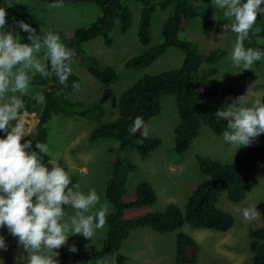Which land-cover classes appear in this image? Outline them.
<instances>
[{"label": "trees", "instance_id": "trees-1", "mask_svg": "<svg viewBox=\"0 0 264 264\" xmlns=\"http://www.w3.org/2000/svg\"><path fill=\"white\" fill-rule=\"evenodd\" d=\"M43 3L73 5L92 3L99 8L96 19L87 26L71 31L46 30L29 21L14 7L5 8L7 25L3 31L19 32L22 42L31 43L27 39L28 33L19 28V21H24L36 30L37 35L43 37L52 31L61 37V42L72 51L69 62L80 67L86 66V71L99 83L110 86L117 80L115 69L106 67L102 70L87 65L83 60V45L101 39L105 46H111V34L119 26V31L125 33L131 26V12L128 2H136L139 6V17L136 38L143 46V50L127 59L124 66L130 70H140L149 67L170 49H178L182 55V63L178 68L163 71L158 74H145L123 91L117 102L116 116L104 119L103 104L89 105L76 101L75 92L81 89V80L72 69L66 85H61L55 76L43 78L39 74L32 79V86L36 94L45 97L43 104H38L34 96L27 94L22 114L32 106L40 105L37 123L30 133L31 149L38 153L42 162L51 170L52 158L39 153L36 142L47 145L50 123L55 117L76 118L86 117L88 114L96 118L95 127L88 134L87 141L110 140L115 147L108 149L110 155V170L104 186V198L111 205L112 211L106 215V237L104 247L89 254H76L62 257L63 262L69 264H86L95 260H104L106 264H126V257L120 252L132 230L149 227L154 231L166 234L176 231L175 257L172 264H196L200 252L198 243L188 233L182 231L186 226L190 229L208 230L215 233H226L234 226V217L218 207L220 197L232 203L241 202L247 195L253 177L264 165V134L258 136L259 143L249 147L241 155L231 161L222 162L196 155L195 160L199 170L204 175L198 185L188 196L185 206L180 209L170 203L161 212H148L137 217H124V212L130 209H140L155 204L156 193L147 181L139 182L131 193L125 192L127 171L135 166L128 164L125 168L126 151L134 150L141 159L148 158L161 145L157 137L145 138L141 131L133 132L134 120L142 118L144 125L160 112V101L163 95H171L179 115V123L174 130L173 151L182 155L189 150L194 140L199 136L203 127H207L215 136H221L227 130V121L217 120L214 113L231 105L234 100L244 95L224 84H218L214 89H206L198 79V71L203 63L211 64L222 54L220 50L200 52L194 44L183 38L185 22L193 20L204 21L211 26L212 20L204 9L200 0H38ZM170 10V14L163 23L160 41L151 44L150 27L155 11ZM263 17L258 15L256 23L245 41L246 48L259 49L264 52ZM72 68V67H71ZM73 82L80 85L79 90L72 88ZM11 127V122L9 129ZM0 131V138L6 137ZM216 158V157H213ZM124 166V167H123ZM65 210H72L65 206ZM94 212V211H93ZM248 250L250 256L247 264H264V225L248 230ZM13 245H18V238L13 237Z\"/></svg>", "mask_w": 264, "mask_h": 264}, {"label": "rangeland", "instance_id": "rangeland-1", "mask_svg": "<svg viewBox=\"0 0 264 264\" xmlns=\"http://www.w3.org/2000/svg\"><path fill=\"white\" fill-rule=\"evenodd\" d=\"M200 1L212 20V25L208 26L204 21L199 20L185 22L182 37L191 41L200 52L220 50L222 54L213 63L201 65L198 79L209 90L214 89L218 84H224L242 91L247 106L257 99L264 102V58L255 62L251 69H244L242 65L237 67L230 59L236 34L224 33L222 27L229 21L221 10L213 7L212 0ZM50 5L38 0H0V7H14L29 21L46 30L71 31L87 26L99 13V8L92 3L62 5L59 8H52ZM127 6L132 18L130 28L125 33H121L117 24L111 34L113 39L111 46H105L101 39H96L84 44L82 51L83 60L85 62V58L87 59V65H92L98 70L106 67L115 69L117 73L115 83L105 86L88 74L86 66L70 64L81 80V89L75 92L74 99L87 105L94 102L103 104L104 119L116 116L117 102L121 93L136 80L145 74L154 75L178 68L183 59L178 49H170L147 68L127 69L124 62L143 50V46L136 38L139 6L136 2H128ZM261 7L264 8V3ZM169 14V9L154 12L150 27L152 45L160 41L163 23ZM261 15L264 19V14ZM13 35H18L22 40L19 32ZM28 94L35 95L36 88L31 85ZM160 107L159 114L148 122L146 128L147 136L159 138L161 145L145 160H142L134 150L126 151L122 155L125 158V168L128 164L135 166L134 170L127 171L125 192L131 193L139 182L147 181L152 185L157 200L149 207L126 210L125 218L137 217L148 212H161L170 203L183 209L188 196L204 179V175L197 166L196 155L228 162L259 142L256 137L249 146L237 149V146L229 145L223 140V134L215 136L207 127H203L189 150L182 155H177L173 151V146L174 130L179 123V115L173 96L163 95ZM39 111L40 105H35L22 114L26 120L28 135L23 137L21 143L29 140L30 133L37 123ZM15 123V120L11 121V127ZM95 123L96 118L91 114L76 118L55 117L50 123L47 146L52 163H58L71 178L69 187L78 183L79 190L85 194L95 190L103 203L107 202L104 198V186L110 170L108 149L114 148L115 143L110 140L89 143L88 134L96 126ZM107 204L108 212H111L112 207L108 202ZM218 207L234 217V226L226 233L190 229L189 226L182 229L199 245L200 252L196 264H247L250 256L248 230L264 225V166L253 177L247 195L241 202L232 203L222 196ZM244 208H257L259 212L257 218L250 222L244 220L242 216ZM93 211L95 212L96 209ZM65 212L72 214V210H65ZM175 234L176 231L161 234L149 227H140L131 231L129 238L123 242L120 252L126 257V264H172L175 257ZM0 236L4 238L7 245L6 250L0 249V264H27L28 253L19 244L16 247L13 245V236L6 226L0 228ZM105 237V226L97 230L92 239H86L80 234L70 235L65 245L55 250L58 256L54 259L57 260V264H69L63 262L61 258L89 254L101 249L104 247ZM72 245L77 247L76 253L69 252L68 249ZM43 254L55 255L53 252L46 251ZM86 264L106 263L99 259Z\"/></svg>", "mask_w": 264, "mask_h": 264}, {"label": "clouds", "instance_id": "clouds-1", "mask_svg": "<svg viewBox=\"0 0 264 264\" xmlns=\"http://www.w3.org/2000/svg\"><path fill=\"white\" fill-rule=\"evenodd\" d=\"M262 3L264 0H212L213 7L221 10L229 21L222 26L223 32L236 34L230 59L237 67L251 69L264 58V52L259 49L245 47L258 15L264 14ZM50 7L59 8L62 4L53 3ZM6 17L5 8L0 7V131L7 133L5 138H0V228L6 226L18 238V244L28 253L27 264H57L55 250L65 245L70 235L92 239L97 230L104 228L109 205L101 202L95 190L85 194L79 190L78 183L69 187L71 178L64 168L52 163L50 170L37 152L28 151L31 140L21 143L28 135L21 97L30 92L32 79L37 74L43 78L55 76L61 85H66L72 73L69 62L73 53L58 34L48 31L41 37L29 24L19 21V28L28 33L27 39L31 41L30 44L22 42L18 35L3 31ZM72 88L78 91L80 85L73 82ZM34 99L38 104L45 102L42 93ZM214 116L227 121L223 140L237 149L249 146L264 134V102L259 99L247 106L242 95L228 107L217 110ZM13 120L16 123L9 130ZM137 131L147 138L148 131L140 117L134 120L133 132ZM35 147L39 153L49 152L44 143L36 142ZM65 206L72 209L71 215L65 212ZM258 214L257 208L242 210L244 220L249 222ZM0 249H7L2 236ZM68 250L78 251L75 245ZM45 251L55 255H45Z\"/></svg>", "mask_w": 264, "mask_h": 264}]
</instances>
